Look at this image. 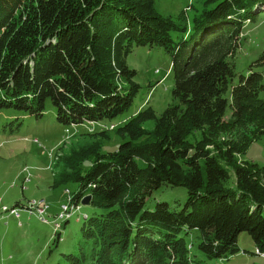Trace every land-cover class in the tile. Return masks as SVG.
<instances>
[{
  "label": "trees",
  "instance_id": "obj_1",
  "mask_svg": "<svg viewBox=\"0 0 264 264\" xmlns=\"http://www.w3.org/2000/svg\"><path fill=\"white\" fill-rule=\"evenodd\" d=\"M206 2L215 5L189 31L186 16L161 14L155 0H0V110L40 117L51 103L64 125L113 119L140 89L128 55L160 46L172 56L173 102L161 115L149 106L126 120L116 131L129 139L89 152L96 157L84 175L86 156L66 157L76 173L65 179L80 185L74 199L88 193L102 210L85 218L78 252L64 254L69 264H195L192 229L211 259L239 253L243 231L264 250V165L239 158L264 135V73L250 68L232 83L243 30L264 0ZM175 30L188 38L175 41ZM148 119L152 132L141 126ZM231 169L235 187L226 185ZM165 184L187 188L184 207L145 209Z\"/></svg>",
  "mask_w": 264,
  "mask_h": 264
},
{
  "label": "rangeland",
  "instance_id": "obj_2",
  "mask_svg": "<svg viewBox=\"0 0 264 264\" xmlns=\"http://www.w3.org/2000/svg\"><path fill=\"white\" fill-rule=\"evenodd\" d=\"M155 2L157 10L163 15L173 16L177 20L181 15L186 16L189 31L192 30L194 16L215 5L206 0ZM188 36L189 33L182 31L172 32L175 41ZM263 52L264 12L256 21L247 23L243 30L242 44L234 59L236 74L233 85L250 68L264 73V63L259 62ZM127 63L136 70L134 79L140 84V89L132 105L113 119L64 125L57 120L51 103L47 104L40 117L13 109L0 110V264H69L64 254L78 252L85 218L102 210L92 204H82V199L90 195L88 193H83L78 200L74 199L80 185L71 177L65 179L66 174L72 176L76 173L72 166L66 164V157L77 155L78 158L74 159L79 160L86 156L83 162L79 161L82 174H86L96 157L95 153L89 152L96 149L103 154L114 152L129 139L116 131L126 120L149 106L159 116L173 102L175 77L169 52L160 46H138L128 55ZM141 126L152 132L155 120L148 119ZM67 129L70 131L67 132ZM102 131H106L108 136L101 135ZM201 138V132L196 131L189 135L188 140L195 143ZM239 158L264 165V135L255 140ZM230 174L226 185L235 187L233 169ZM187 199L186 187L165 184L147 198L145 209L154 208L157 202L165 201L172 209L181 210ZM66 203L69 206L65 217L67 223L64 221L63 227L60 224L59 228H62L55 232L54 216ZM32 204L39 208L48 205L44 216L51 222H42L41 215L37 208L31 207ZM13 210L19 214L11 213ZM58 232L61 238L57 241ZM186 237L195 264H264L260 256L264 250L255 246L247 231L241 232L238 237L239 253L228 259L207 257L199 248L202 240L199 230H190Z\"/></svg>",
  "mask_w": 264,
  "mask_h": 264
},
{
  "label": "built area",
  "instance_id": "obj_3",
  "mask_svg": "<svg viewBox=\"0 0 264 264\" xmlns=\"http://www.w3.org/2000/svg\"><path fill=\"white\" fill-rule=\"evenodd\" d=\"M31 207L32 208H37L39 214L41 215L40 216L41 220L44 221V222H47V219L44 216V212L47 209L48 205H44L43 208H39V207H36V205L32 204ZM68 210H69L68 204H64L62 206V211L57 215V220L63 219L65 216H67ZM11 212L16 213L18 215V213L16 212V210H13ZM59 225H60V223L57 222L56 223V226L58 227ZM260 256L264 258V253H261Z\"/></svg>",
  "mask_w": 264,
  "mask_h": 264
},
{
  "label": "water",
  "instance_id": "obj_4",
  "mask_svg": "<svg viewBox=\"0 0 264 264\" xmlns=\"http://www.w3.org/2000/svg\"><path fill=\"white\" fill-rule=\"evenodd\" d=\"M92 200V195H87L85 198L82 199V204L83 205H89Z\"/></svg>",
  "mask_w": 264,
  "mask_h": 264
},
{
  "label": "crops",
  "instance_id": "obj_5",
  "mask_svg": "<svg viewBox=\"0 0 264 264\" xmlns=\"http://www.w3.org/2000/svg\"><path fill=\"white\" fill-rule=\"evenodd\" d=\"M256 255V254H255ZM258 256V255H257ZM263 258V257H262ZM264 259V258H263Z\"/></svg>",
  "mask_w": 264,
  "mask_h": 264
}]
</instances>
